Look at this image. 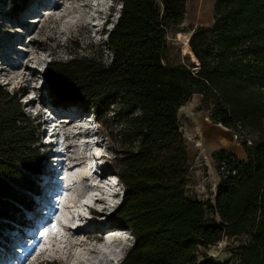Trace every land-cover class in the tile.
<instances>
[{
    "label": "trees",
    "instance_id": "obj_1",
    "mask_svg": "<svg viewBox=\"0 0 264 264\" xmlns=\"http://www.w3.org/2000/svg\"><path fill=\"white\" fill-rule=\"evenodd\" d=\"M119 1L106 34L110 61L51 60L45 71L58 105L94 111L105 130L110 119L122 126L123 195L110 219L134 243L118 264H199L200 249L224 237L242 238L233 264H264V0H216L212 26L189 39L193 63L174 67L164 62L166 36L183 22L188 0ZM194 94L211 101L215 123L254 138L243 142L245 160L215 155L221 179L213 202L187 194L178 111ZM41 136L19 92L0 83V224H19L35 209ZM209 208L220 223L208 219Z\"/></svg>",
    "mask_w": 264,
    "mask_h": 264
},
{
    "label": "rangeland",
    "instance_id": "obj_2",
    "mask_svg": "<svg viewBox=\"0 0 264 264\" xmlns=\"http://www.w3.org/2000/svg\"><path fill=\"white\" fill-rule=\"evenodd\" d=\"M119 4V0L0 1V83L22 96L26 115L41 132L39 148L43 155L42 173L37 179L39 194H33L35 209L24 211L19 224H0V264H76L75 251L90 259L89 264H118L134 243L130 230H125L127 235L111 232L120 229L113 225L110 214L121 202L118 191H123L116 175V148L119 147L116 135L122 126L110 119L105 130L94 111L81 112L76 106L58 105L50 96L45 77L51 60L94 57L110 61L106 34L117 20ZM187 13L186 9L181 24L168 30L164 62L169 67L191 65V35L196 28L213 24V21L198 23ZM212 111L213 104L201 94H194L178 111L179 131L185 138L189 155L187 194L209 202L214 201L221 179L215 155L226 150L239 156L245 138L254 144V138L247 131L244 134L230 131L215 123ZM76 113L82 115L81 123L94 125L93 138L88 140L79 134L75 122L71 123L68 117ZM91 167L107 172L101 181L115 192V206L105 208L99 201L94 204L95 195L88 201L83 200L85 173ZM60 191L63 192L58 196ZM80 201L87 205H81ZM206 216L220 223L211 208ZM53 224L56 230L52 229ZM71 224L87 225V230L104 228V241L75 245L67 230ZM108 236L121 237L118 260H111L106 250L112 244L105 241ZM241 243L240 237H224L214 246L201 248L199 264H233Z\"/></svg>",
    "mask_w": 264,
    "mask_h": 264
},
{
    "label": "bare ground",
    "instance_id": "obj_3",
    "mask_svg": "<svg viewBox=\"0 0 264 264\" xmlns=\"http://www.w3.org/2000/svg\"><path fill=\"white\" fill-rule=\"evenodd\" d=\"M80 118H82V115L73 117L71 119V123L75 122V127L80 129L78 131L79 134H81L82 136L86 137L87 139L88 138L89 139L93 138L94 135H95L94 128L91 127L90 124L81 123ZM72 134L74 135V132H72ZM98 168L99 167H97V169H94L93 167H91L89 169L87 168V171L85 173L86 179H87L86 190H85L82 198H83V200H87L88 201L90 197L95 195V196H97V198H96V201L94 202V204H96L99 201V202H102L105 205V208L106 207H110L111 208V207L115 206V204L117 203L115 201V199H114L115 192L113 190H111V188L106 186L101 181L103 178L107 177L106 176L107 172L103 171L101 173V171L98 170ZM96 179L99 180V183L95 182ZM60 190H61V187H60ZM62 192L63 191H60L58 196H60ZM82 201H80L81 205L86 203V202H82ZM81 205H78V206L81 208L82 207ZM84 205H87V204H84ZM92 205H90L91 208L93 207ZM79 217H77V218H79ZM87 228H88L87 225H83V226L77 227V226H74L72 224L69 226V228H67V230L71 233L70 237H71V239L74 240L75 245L77 243H82V242L89 243V242L95 241V240L96 241H104V239L102 240V232H103L104 228H94L93 227V230H87ZM117 230H119V231H111V232H116V233L125 232V230H122V229H117ZM119 238H121V237L120 236H115V238H113L112 236L111 237L108 236L105 239L106 242L112 243L111 246L109 247V249H106V250H107V252H109V255H111V260H113V261H115L117 258L119 259V257H118L119 252H120V246L119 245L121 244ZM96 248H98L99 252H101V248L100 247H96ZM74 259H75L74 261H76V264H81V263L89 264L90 263V259L86 258L81 253L80 254L76 253V251L74 253Z\"/></svg>",
    "mask_w": 264,
    "mask_h": 264
},
{
    "label": "crops",
    "instance_id": "obj_4",
    "mask_svg": "<svg viewBox=\"0 0 264 264\" xmlns=\"http://www.w3.org/2000/svg\"><path fill=\"white\" fill-rule=\"evenodd\" d=\"M215 2L216 0H188L187 14L193 18H196L198 23H211L213 21V11ZM200 19H203V21H200ZM238 157L242 160L246 159L244 149L242 154H240Z\"/></svg>",
    "mask_w": 264,
    "mask_h": 264
},
{
    "label": "clouds",
    "instance_id": "obj_5",
    "mask_svg": "<svg viewBox=\"0 0 264 264\" xmlns=\"http://www.w3.org/2000/svg\"><path fill=\"white\" fill-rule=\"evenodd\" d=\"M121 3V2H120ZM120 8H121V4H119V5H117V9L119 10V12H120ZM118 16H119V14L117 15V17L116 18H118ZM121 195V194H120ZM123 195V194H122ZM121 195V196H122Z\"/></svg>",
    "mask_w": 264,
    "mask_h": 264
},
{
    "label": "snow or ice",
    "instance_id": "obj_6",
    "mask_svg": "<svg viewBox=\"0 0 264 264\" xmlns=\"http://www.w3.org/2000/svg\"><path fill=\"white\" fill-rule=\"evenodd\" d=\"M52 229H53V230H56V225H55V224L52 225ZM45 234H46V233H41V235H45Z\"/></svg>",
    "mask_w": 264,
    "mask_h": 264
},
{
    "label": "built area",
    "instance_id": "obj_7",
    "mask_svg": "<svg viewBox=\"0 0 264 264\" xmlns=\"http://www.w3.org/2000/svg\"><path fill=\"white\" fill-rule=\"evenodd\" d=\"M248 144H251V142H250V141H248Z\"/></svg>",
    "mask_w": 264,
    "mask_h": 264
}]
</instances>
